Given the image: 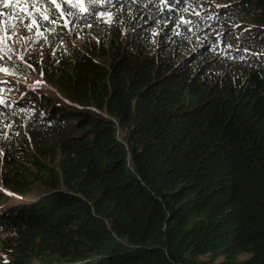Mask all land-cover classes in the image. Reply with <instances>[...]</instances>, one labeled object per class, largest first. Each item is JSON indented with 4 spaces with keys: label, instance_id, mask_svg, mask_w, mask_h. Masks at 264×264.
Wrapping results in <instances>:
<instances>
[{
    "label": "trees",
    "instance_id": "trees-1",
    "mask_svg": "<svg viewBox=\"0 0 264 264\" xmlns=\"http://www.w3.org/2000/svg\"><path fill=\"white\" fill-rule=\"evenodd\" d=\"M186 1L85 0L86 13L38 5L56 21L35 16L42 41L69 46L72 20L130 10L124 32L70 46L56 70L36 63L71 103H49L35 135L50 144L44 155L61 150L57 167L34 160L54 189L29 196L16 149L0 154L5 184L22 196L0 214L22 237L7 264H264V0L217 10L260 6V16L251 14L258 32L245 34L261 37L251 48L263 46L258 52L212 42L185 67L149 55L147 34L132 19L154 15L179 27L188 21ZM220 22L248 29L226 13Z\"/></svg>",
    "mask_w": 264,
    "mask_h": 264
},
{
    "label": "rangeland",
    "instance_id": "rangeland-1",
    "mask_svg": "<svg viewBox=\"0 0 264 264\" xmlns=\"http://www.w3.org/2000/svg\"><path fill=\"white\" fill-rule=\"evenodd\" d=\"M186 2L183 6H185V10H188V21H184V24L179 27L174 22L154 15H149L141 20L139 18L132 19L141 25L142 31L147 34L146 47L149 55L181 63L186 67L195 65L197 59L201 58L203 48L208 47L212 42L218 41L217 43L223 45L224 49H234L235 51H237L239 43L242 42L243 47L240 50L244 56L254 51L258 52L257 50L263 47L259 46L258 49L252 50L249 45L254 42V39L257 40L260 36L264 37V33L259 37L252 35L247 38L245 36L249 32H258L251 29L257 26L252 21L251 14L260 16L263 13L260 6L249 5L241 9L232 6L225 13L228 16H235L241 21H247L248 29L242 28L243 25L228 24H223L222 28L224 29H221V23L224 22L220 21L225 13L217 15L218 6L236 2V0H189ZM129 10L130 8L112 9L101 12L93 19L72 20L67 24L66 35L71 43L70 46L83 49L85 41L108 36L113 29L124 32L128 28L125 12ZM16 11L18 9L0 7V13H4L0 16V28L7 27L8 34L12 36L7 41V47L0 44V56H4V59H0V68L8 69L7 73L0 71V101H3L0 103V154H3V150L16 149L20 157L18 160L24 168L28 169L24 174L27 177L26 182L28 181L27 184H29L28 194L35 198L54 189V184L50 174L39 170L34 160L38 158L47 166L57 167L61 156V150L55 151V156L42 153L50 147V144L40 142L35 138L36 131L39 129V120L47 116L50 109L49 103L53 104L58 101L61 104L71 103L60 90L46 81L43 73L36 67V63L48 67V70H56L68 58L70 46L67 41L56 45H53V42L42 41L44 36L38 35L36 28L28 31L24 27L30 23V19L25 16L21 22L15 18ZM244 11L250 15L236 16ZM21 16H24V13H21ZM13 25L14 28L11 27ZM259 28H264V25ZM13 32L15 35H12ZM172 33H175V37L170 40ZM0 35H4V33L0 32ZM210 36H213L212 39ZM5 51H7V55H5ZM9 57L11 58L9 59ZM97 60L106 63L103 58L98 57ZM89 108L92 107L89 106ZM46 129L48 132H52L49 128ZM118 136L120 140L126 141L127 130L120 125L118 126ZM8 170L9 177L15 173L13 166ZM3 175L4 171L0 165V194L8 197L6 202L0 201V214L10 208L9 204L14 205L18 202L16 199L12 200L13 202L9 201L11 197H22L5 184ZM61 188L65 189V187ZM107 220L111 223L110 219ZM1 224L0 264H7L13 258L11 253L14 247L12 246L19 245L22 237L18 232L7 230V226ZM40 237H36L34 241L39 242Z\"/></svg>",
    "mask_w": 264,
    "mask_h": 264
},
{
    "label": "snow or ice",
    "instance_id": "snow-or-ice-1",
    "mask_svg": "<svg viewBox=\"0 0 264 264\" xmlns=\"http://www.w3.org/2000/svg\"><path fill=\"white\" fill-rule=\"evenodd\" d=\"M43 2L48 3L51 6H54L57 10L61 9V6L63 4H71L73 8H78L80 12L86 13L88 9L84 6L85 0H75L73 3V0H43ZM90 3L96 2V0H89ZM42 3V0H0V7H3L5 9H13L16 11V19L23 21L25 16L30 19V23L24 25V27L28 31H32L33 28H38L40 26L39 21L35 18L36 15H39L40 18L43 21H49L50 23H56L55 20H50V17L48 14L45 13L41 9V7H38ZM31 9V11L29 10ZM21 13H24V16H21ZM4 15V13H0V16ZM110 15V14H109ZM64 16V12L61 11L60 17ZM66 26V25H65ZM11 27H15L14 25ZM0 32H3L4 35H0V44H4L7 47V41L12 38L11 35L8 34V28L3 27L0 28ZM12 35H15V32L12 33ZM38 35L43 36V32H39ZM7 51H10V49H7ZM7 51H5V55H7ZM11 57H9L10 59ZM0 59H4V56H0ZM0 71L8 72L7 68H0ZM0 103H3V101H0Z\"/></svg>",
    "mask_w": 264,
    "mask_h": 264
},
{
    "label": "water",
    "instance_id": "water-1",
    "mask_svg": "<svg viewBox=\"0 0 264 264\" xmlns=\"http://www.w3.org/2000/svg\"><path fill=\"white\" fill-rule=\"evenodd\" d=\"M257 43H258V42L255 41V42H253L252 44H250L249 47L253 49V48H255V46H256ZM242 47H243V44L240 42V43H239V50H240ZM237 50H238V49H237ZM239 50H238V51H239ZM28 200H29V199H28ZM82 262H83V260H82V261H79V262L76 261L74 264H78V263L80 264V263H82ZM36 264H37V263H36Z\"/></svg>",
    "mask_w": 264,
    "mask_h": 264
}]
</instances>
